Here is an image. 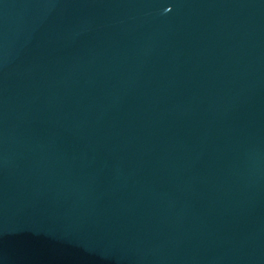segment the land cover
I'll return each instance as SVG.
<instances>
[{
    "label": "water",
    "instance_id": "95a60500",
    "mask_svg": "<svg viewBox=\"0 0 264 264\" xmlns=\"http://www.w3.org/2000/svg\"><path fill=\"white\" fill-rule=\"evenodd\" d=\"M0 264H264V0H0Z\"/></svg>",
    "mask_w": 264,
    "mask_h": 264
}]
</instances>
